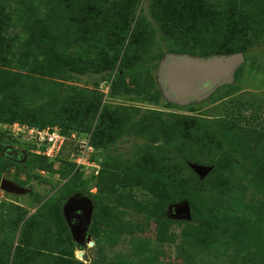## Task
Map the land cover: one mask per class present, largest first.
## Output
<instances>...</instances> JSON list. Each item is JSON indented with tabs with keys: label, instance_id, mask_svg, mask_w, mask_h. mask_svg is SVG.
Masks as SVG:
<instances>
[{
	"label": "rangeland",
	"instance_id": "374dc122",
	"mask_svg": "<svg viewBox=\"0 0 264 264\" xmlns=\"http://www.w3.org/2000/svg\"><path fill=\"white\" fill-rule=\"evenodd\" d=\"M58 1L0 0L8 19L4 43L14 41L15 51L0 57V101L24 95L41 103V93L54 95L52 89L59 102L71 90L101 95L114 142L98 155V176L59 163L50 169L33 154L18 165L0 161V183L23 191L0 189V264H264V159L224 129L230 122L235 133L264 131V27L250 33L230 84L180 104L164 96L160 63L176 50L198 53L205 41L212 50L210 40L163 35L151 15L157 0H76V8L101 15L94 13L101 29L82 36L83 29L65 23L70 5ZM133 28L153 32L129 50ZM99 52L102 65L90 64ZM6 125L0 122L2 154L28 151ZM187 127L208 132V144H189ZM197 164L212 168L210 180L192 171ZM184 201L191 219L170 217L169 208ZM17 246L23 252L14 261Z\"/></svg>",
	"mask_w": 264,
	"mask_h": 264
},
{
	"label": "trees",
	"instance_id": "16d2710c",
	"mask_svg": "<svg viewBox=\"0 0 264 264\" xmlns=\"http://www.w3.org/2000/svg\"><path fill=\"white\" fill-rule=\"evenodd\" d=\"M59 1L64 2V0ZM75 2L76 0L65 1L72 9L68 13L69 25L65 21L66 25L72 26L75 24L77 26L74 29L76 27L83 29L80 33L83 34L82 36H94L101 29H99L101 23L99 20L96 21L94 13L100 17V12H93L92 7L84 6V8L79 9V6L76 8ZM156 2L151 7V15L163 35L175 39L185 35L189 41L196 43L193 37L201 34L202 39L206 37L213 45V49L210 50V44H207L204 40L205 43L199 47L198 53L176 50L174 54L177 55L189 54L196 58L207 59L213 56H230L241 53L245 59L248 43L250 42V33L258 32L264 27V0H225L224 3L216 6L212 5L211 7L203 4L202 0H157ZM7 20L0 12V57L4 51L10 53L11 56L15 55L12 48L14 41H11V44L8 43V45L4 43L2 31L4 32L3 28H6ZM152 32V30L145 31L141 34L138 28H133L130 37L127 38L126 48L132 50L135 45L140 44V40H143V36L146 37V35H148V40H151ZM119 38L117 32H114L111 36L114 42H117ZM103 55V52H99L94 59H89V63L99 62L97 65L101 66L103 60L100 57ZM162 59L163 56L157 57L158 61ZM52 91H54V95L49 94L46 96L44 93H41L40 97L36 95L45 99L41 103L24 95H14L10 99L8 96H4V100L1 99L0 101V122L5 124L20 123L39 129L58 127L63 133L71 131L88 133L90 134V143L97 151V158L99 159L98 155L102 152L101 150L108 149L114 142L110 127L111 123L108 122L110 109L107 107L101 109V95L90 98L84 93L71 90L66 91V97L59 102L57 100V90L52 89ZM190 127L185 129L184 134V138L189 144L197 147L208 144V132H203L199 128L190 129ZM224 129L231 136H237L244 148H249L251 145L257 147L259 156L264 159V131L241 127L235 133V125L230 122L224 125ZM3 149L4 147H0V161L6 160L12 165L20 164L5 158L2 154ZM25 155L31 154L25 151ZM34 158L45 163L46 167L53 168L54 162H47L37 156H34ZM57 163L62 167L73 169L72 165L62 159L57 160ZM144 164L145 162L139 161L138 168H144ZM118 168L120 169V167ZM154 170H157V168ZM100 172L101 168L99 174ZM192 177L193 179L187 178L185 180L188 186L195 181L194 176ZM205 179L210 180L211 175L209 174ZM181 184L184 185L183 180ZM190 213L192 217L194 212L191 209ZM22 252V247H15L13 260L16 261L21 257Z\"/></svg>",
	"mask_w": 264,
	"mask_h": 264
},
{
	"label": "water",
	"instance_id": "95a60500",
	"mask_svg": "<svg viewBox=\"0 0 264 264\" xmlns=\"http://www.w3.org/2000/svg\"><path fill=\"white\" fill-rule=\"evenodd\" d=\"M244 61L241 53L230 56H213L207 59L186 55H168L159 66V79L164 96L180 104L205 99L218 87L230 84L235 71ZM3 156L15 163L25 160V153L14 148L6 149ZM190 168L200 180H203L212 170L210 167L198 165H191ZM0 189L14 193L23 192L6 180L1 181ZM168 213L175 219H191L190 207L185 201L171 206Z\"/></svg>",
	"mask_w": 264,
	"mask_h": 264
},
{
	"label": "built area",
	"instance_id": "2783aa9c",
	"mask_svg": "<svg viewBox=\"0 0 264 264\" xmlns=\"http://www.w3.org/2000/svg\"><path fill=\"white\" fill-rule=\"evenodd\" d=\"M5 130L9 136L24 140L28 152L34 156L50 163H57V160L62 159L72 165L75 171L92 176L99 174L97 151L91 145L88 133H63L58 127L39 129L20 123L8 124Z\"/></svg>",
	"mask_w": 264,
	"mask_h": 264
},
{
	"label": "flooded vegetation",
	"instance_id": "af4514ba",
	"mask_svg": "<svg viewBox=\"0 0 264 264\" xmlns=\"http://www.w3.org/2000/svg\"><path fill=\"white\" fill-rule=\"evenodd\" d=\"M77 216H80L81 217V219H84V216H81V214H76V218H77ZM75 217H74V219H75ZM74 222V221H73ZM87 225V223L85 222V223H83V227L85 228V226Z\"/></svg>",
	"mask_w": 264,
	"mask_h": 264
},
{
	"label": "crops",
	"instance_id": "0c3cea01",
	"mask_svg": "<svg viewBox=\"0 0 264 264\" xmlns=\"http://www.w3.org/2000/svg\"><path fill=\"white\" fill-rule=\"evenodd\" d=\"M21 208V207H20ZM24 208V207H23ZM27 212H28V215L31 214V212L29 211V209H27ZM77 214H80V213H77Z\"/></svg>",
	"mask_w": 264,
	"mask_h": 264
}]
</instances>
